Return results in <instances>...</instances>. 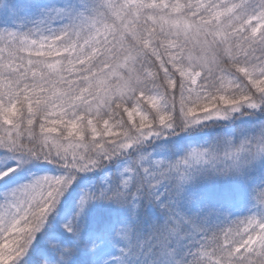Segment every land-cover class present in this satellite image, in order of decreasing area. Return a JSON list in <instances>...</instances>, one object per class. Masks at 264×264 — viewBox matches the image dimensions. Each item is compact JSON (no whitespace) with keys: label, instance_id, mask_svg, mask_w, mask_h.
I'll list each match as a JSON object with an SVG mask.
<instances>
[{"label":"snow or ice","instance_id":"1","mask_svg":"<svg viewBox=\"0 0 264 264\" xmlns=\"http://www.w3.org/2000/svg\"><path fill=\"white\" fill-rule=\"evenodd\" d=\"M0 264H264V0H0Z\"/></svg>","mask_w":264,"mask_h":264}]
</instances>
